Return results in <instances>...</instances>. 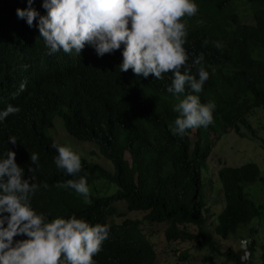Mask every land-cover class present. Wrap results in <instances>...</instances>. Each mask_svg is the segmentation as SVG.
<instances>
[{"label":"trees","instance_id":"1","mask_svg":"<svg viewBox=\"0 0 264 264\" xmlns=\"http://www.w3.org/2000/svg\"><path fill=\"white\" fill-rule=\"evenodd\" d=\"M195 2L197 14L182 18L187 30L183 47L189 64L203 54L202 65L209 72L198 94L201 103L216 104L214 122L207 128L188 130L182 138L173 135L169 126L178 113L172 109L183 96L178 99L166 91L172 73L158 80L152 74L138 77L131 69L120 72V50L103 57L93 50L80 65H69L57 78L33 89L25 101L12 104L20 111L0 123V157L7 149L13 151L17 164L24 168V178L31 176L30 154L39 156L35 182L48 187L32 197L36 211L49 214L50 219L75 214L91 224L110 226L101 251L93 257L96 264H186L191 256L264 264V244L256 237L259 229L252 226L255 219L263 218L264 204L254 201L247 191L255 185L250 190L258 193V183H264L259 165L224 164L219 169L216 181L221 183L225 205L212 223L202 177V169H210L214 142L230 132L240 137L250 132L252 139L261 140L264 150V139L251 125L257 114L254 110L264 108V0ZM198 67L191 71L195 73ZM55 117L62 118L73 140L95 144L99 155L111 164L108 168L81 158L79 175L88 174L89 203L73 190L58 187L79 176L65 175L54 164L57 152L51 145L58 143L50 133ZM9 136L17 138L15 145ZM120 203L131 212L145 214L125 218L118 209ZM158 225L164 226L167 243L161 252L167 255L163 261L152 241L155 233L145 229ZM215 234L225 241L247 240V263L241 261L240 246L222 251Z\"/></svg>","mask_w":264,"mask_h":264},{"label":"clouds","instance_id":"2","mask_svg":"<svg viewBox=\"0 0 264 264\" xmlns=\"http://www.w3.org/2000/svg\"><path fill=\"white\" fill-rule=\"evenodd\" d=\"M198 10L195 0H0V123L20 111L12 104L25 101L69 65H80L93 50L97 57L120 50V72L131 69L138 77L152 74L158 80L172 73L166 91L178 99L183 96L172 109L178 113L169 126L173 135L182 138L188 130L207 128L214 122L216 104L201 103L198 94L209 72L202 65L203 54L189 64L183 47L187 30L182 18ZM214 46L220 47L218 42ZM8 141L15 145L17 138L9 136ZM51 147L57 152L56 168L79 176L58 187L89 203L88 174L79 175L80 155L70 146L53 142ZM30 161L31 176L24 178L13 151L7 149L0 157V264H96L93 257L110 226L91 224L75 214L50 219L36 211L31 199L48 185L35 182L38 154L31 153ZM244 242L241 261L247 263L250 251Z\"/></svg>","mask_w":264,"mask_h":264},{"label":"rangeland","instance_id":"3","mask_svg":"<svg viewBox=\"0 0 264 264\" xmlns=\"http://www.w3.org/2000/svg\"><path fill=\"white\" fill-rule=\"evenodd\" d=\"M254 112H256L257 114L256 116H252V128L255 129L258 135L264 139V108H256ZM246 133H248V136L240 137L233 131L223 136L221 140L214 142V147L212 149L210 157L208 158L210 169H208V166L202 169L203 183L204 180L206 183V202L207 206L211 208V213H209L210 217L208 218L210 220V223L215 220V214L216 217H218L225 205L221 183L219 181V183L216 181V174L224 164L228 166H240L246 163H256L259 165L262 175L264 176V150L260 144L261 140L258 138L252 139L250 132ZM50 134L59 145L70 146L73 151L80 155L81 158L85 157L89 160L96 161L103 166L111 168L110 162L99 155V149L95 144L73 140L71 138L72 136H69L68 132L65 129L62 118L55 117L54 127L51 129ZM253 186L255 185H251L247 189L251 198L258 204H264V183H258V193H255L254 189L250 190V188ZM215 200H217V202ZM118 209L125 214V218H141L145 214L141 211H129L125 203L118 204ZM210 223H208L207 228L209 229V231L213 232L214 227H211ZM252 223V226L259 229V233L256 236L257 239L262 241L261 243L264 244V216L260 220L255 219ZM145 229L148 232H151V230H153V232L155 233L152 241L155 244L156 252L158 253L159 258L163 261L167 256L165 254V257L161 255V252H163L167 246L164 235V226L158 225L152 228L146 227ZM215 238L218 243H220L219 246L222 251H224L229 246H232L235 250L239 249V246L242 248L244 246V243H242L243 241H225L216 234ZM181 247V249L183 250L186 248V246L184 247L183 245H181ZM259 251H261V248H259ZM190 261L192 262V264H233L232 262H227L224 259H219L216 256H212L207 261L200 260V257L193 258L191 256ZM190 261L187 260L186 264H190Z\"/></svg>","mask_w":264,"mask_h":264},{"label":"built area","instance_id":"4","mask_svg":"<svg viewBox=\"0 0 264 264\" xmlns=\"http://www.w3.org/2000/svg\"><path fill=\"white\" fill-rule=\"evenodd\" d=\"M244 248L247 249V244L245 242H244ZM248 260H249V256H248V259L246 261H248Z\"/></svg>","mask_w":264,"mask_h":264},{"label":"bare ground","instance_id":"5","mask_svg":"<svg viewBox=\"0 0 264 264\" xmlns=\"http://www.w3.org/2000/svg\"><path fill=\"white\" fill-rule=\"evenodd\" d=\"M43 160V159H42Z\"/></svg>","mask_w":264,"mask_h":264}]
</instances>
